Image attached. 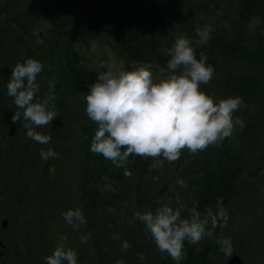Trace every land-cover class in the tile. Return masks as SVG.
I'll list each match as a JSON object with an SVG mask.
<instances>
[{"label":"rangeland","instance_id":"obj_1","mask_svg":"<svg viewBox=\"0 0 264 264\" xmlns=\"http://www.w3.org/2000/svg\"><path fill=\"white\" fill-rule=\"evenodd\" d=\"M242 3L243 0H151L149 21L145 23L142 19L145 13L140 10L138 0H11L5 4L7 17L23 36L28 57L40 60L44 66L36 77L41 90L39 98L44 99L50 92L54 94L51 104L58 112L51 124L38 128L51 134L48 144L26 136L28 152L14 179L24 208L28 264H47L45 257L61 235L67 237L66 246L76 250L79 264H98L96 253L101 238L92 236L86 224L79 230L74 229L62 216L70 207H79L85 216L83 169L89 166L88 170H92L90 160L99 156L90 150V140L98 125L85 110L87 85L96 79L98 71L118 66L121 61L127 65L143 61L152 66L154 74L166 71L168 57L162 55L160 49L171 46L178 32L192 37L195 44L198 38L195 29L204 25L211 26V39L206 45H195L196 52L197 55L201 51L208 54V62L216 66L209 83L201 84V88L209 90L207 93L217 99L229 95L242 97L244 103L233 115L240 117L244 126L237 124L228 138L232 146L243 148L247 160L252 149L249 143L252 139L257 142L254 158L235 171L239 184L226 207L228 222L226 225L221 222L216 229L220 231L219 237H230V256L237 255L244 264H264V94L252 103L254 100L248 95L228 89L226 71L220 72L230 61L229 67L234 72L248 71L264 79V60L259 59V54L263 53L260 48L264 47V18L255 11L246 14L248 19L243 21L242 31L237 20H229L239 15H231L228 10ZM256 28L260 30L257 35ZM237 30L241 35L232 40L230 49L235 45L250 49L254 42L251 51L259 53L250 58L249 68L236 56L231 58L226 47L232 32ZM212 49L215 52L211 54ZM18 61L17 39L0 16V264H20L19 207L7 184L8 172L19 155L15 121L19 109L6 87ZM50 81L54 83L52 89ZM30 124L31 121L23 119L25 133ZM248 144L249 148H245ZM48 147L58 155L42 160L40 149ZM192 154L195 153L184 148L176 161L137 156L136 161H128L120 168L126 175V191H121L131 196L137 167L146 169L143 175L149 187H153L154 200L160 205L166 202L177 207L180 202L190 201L196 175L201 170L200 165L190 163L196 156ZM104 160L111 167L114 165L110 159L104 157ZM178 178L186 182L184 186L177 183ZM87 181L92 184V179ZM103 199L118 215L126 208L120 198L104 195ZM82 236L86 241H81ZM154 250L157 253L156 248ZM217 251L202 264H227L230 256L221 251L219 245ZM160 255L165 262L175 264L170 257ZM151 261L147 263H158L155 259Z\"/></svg>","mask_w":264,"mask_h":264},{"label":"clouds","instance_id":"obj_2","mask_svg":"<svg viewBox=\"0 0 264 264\" xmlns=\"http://www.w3.org/2000/svg\"><path fill=\"white\" fill-rule=\"evenodd\" d=\"M211 31L210 25L197 26L195 44L192 37L178 32L171 46L160 49L168 57L166 71L154 74L152 66L143 61L131 65L121 61L118 66L98 71L84 95L86 113L98 125L90 150L117 167H124L131 155L176 161L182 149L197 153L231 136L237 124L243 127L244 121L233 115L244 103L242 97L217 99L201 88V84L209 83L215 67L203 51L197 56L195 45H206ZM43 67L40 60L24 57L23 62L13 66L6 87L19 109L17 115L31 121L25 135L48 144L51 134L38 128L51 124L58 112L51 104L54 94L50 92L44 99L36 95V77ZM49 88H54L51 81ZM39 155L48 160L58 153L48 147L41 148ZM177 183L184 186L186 182L178 178ZM185 210L187 215H182ZM62 216L76 230L87 222L79 207L68 208ZM134 216L144 222L158 249L168 253L175 264H181L185 257V241L195 244L205 237L214 239L221 251L232 254L230 237H216L214 233L229 218L222 197L217 198L215 208L206 205L201 210L196 199L190 207L164 203L154 210H136ZM66 239L65 235L60 236L45 257L47 264H79L76 250L66 246ZM81 241H86V237L82 236ZM130 246L127 239L122 240V250Z\"/></svg>","mask_w":264,"mask_h":264},{"label":"trees","instance_id":"obj_3","mask_svg":"<svg viewBox=\"0 0 264 264\" xmlns=\"http://www.w3.org/2000/svg\"><path fill=\"white\" fill-rule=\"evenodd\" d=\"M138 4L140 5V10L145 13L142 17L144 23L148 22V17L151 13L149 7L151 0H138ZM197 7L199 8V6ZM228 11L231 15H239V17L228 18L229 20H237L241 30L243 21L248 19L246 14H251L255 11L264 18V0H243V3L240 4L239 7H232ZM128 18V23H131ZM231 24L234 27L233 23ZM262 26L263 24H261L260 29ZM255 31L257 35L260 30L256 28ZM235 32L236 33L232 32V37L229 39V43L226 44V47L229 48L228 53L231 58L236 56L249 68L248 64L250 63H248V61L259 53L251 51L253 50L251 48L254 46V42H251L252 47L250 49L245 48L242 44V47L235 45L231 46L230 49L232 40L239 38L241 35L240 33L238 34V30ZM214 49L210 50L211 54L215 52ZM260 49L263 53L259 54V59L264 60V47ZM229 64L230 61L220 70V72L226 71L225 81L227 88L232 89L238 94L243 93V95H248L249 99L254 100L251 101L252 103L261 99L264 94V84L262 83L264 79L259 77V75H252L248 71L247 73L246 71L243 73L234 72L233 69L229 67ZM214 66H216L215 63ZM207 92H209V90ZM247 102L249 103V100H247ZM249 144L252 149L248 152L250 154L248 155V160H250L251 157L254 158V147L257 145V142L252 139ZM249 144L245 148H249ZM242 150L243 148L238 145L236 147L232 146L231 140L226 137L223 141L219 142L218 145L209 146L205 150H200L195 153L194 155L196 156L190 163L193 165H200L201 170L196 175L194 182L195 186L190 194L191 200L185 201L184 203L180 202V204L183 203L190 207L193 201L198 199L201 210L206 205L215 208L217 198L222 197L223 205L227 207L233 191L239 184V182L235 180L237 173L235 171L238 170L241 165L248 163V160L244 158V152ZM194 155L192 154V156ZM137 156L138 155H131L128 161H136L135 158H137ZM213 157H217V159ZM90 163L93 164L92 170H88L89 166L88 168L85 166L83 169V198L85 218L87 221L85 224L92 236L101 238V244L96 253L98 264H103V262H108V264H117L116 262H122V264H150L147 262H152L151 259L157 260V264H168L167 262H170L169 264H174L171 261L165 262L166 259H163L160 253L170 257V259H172V257L168 253L161 252L158 249L150 233L147 231L144 222L134 216L136 210H154L161 204L159 201L154 200L156 195L152 191L153 187H149V183L143 175L146 169L140 170L135 167L137 169V176L134 181L133 191L131 196H126L124 192L121 191H126V175H124L123 171H120L121 167L115 165L111 167L108 162L106 163L102 154H99L97 158L93 157ZM185 163H187V161ZM152 178L154 179V177ZM87 179H92V184L94 186H92ZM97 184H100V186ZM96 186L99 187L97 188ZM154 186L156 188V184H154ZM94 187H96V189H94ZM104 195L111 196V199L120 198L122 201H125L126 208L123 213L118 215L117 211L110 210L109 203L103 199ZM184 213H187V211H183L182 215H184ZM214 233L216 237H219V229H215ZM124 239H127L131 244L126 250H122L121 248V242ZM200 246L201 251L199 252L198 247ZM217 247L218 244L214 242V239H209L207 237L195 244L185 241V257L181 264H202L203 261L206 262L207 259L212 256L211 253L218 252ZM154 248H156L157 253ZM195 249L196 251L193 253ZM151 250H153V253H151ZM141 255L143 259H140Z\"/></svg>","mask_w":264,"mask_h":264},{"label":"water","instance_id":"obj_4","mask_svg":"<svg viewBox=\"0 0 264 264\" xmlns=\"http://www.w3.org/2000/svg\"><path fill=\"white\" fill-rule=\"evenodd\" d=\"M9 1L11 0H1L0 1V15H1V19L3 23L5 24V26L12 31L15 38L17 39L19 50H20V61L23 62L24 57H28L23 36L20 30L14 24L10 22L5 12V4ZM40 94H41V90H40V85L38 83V89L36 91V95L40 97ZM22 121H23V118L17 115L16 123H17V137H18L17 141H18L19 155L17 159L11 165V168L8 172L7 184H8L9 190L12 192V194L16 198V201L19 207L20 244H21L20 255H19L20 264H28L27 232H26L24 208L22 204V198L14 182L16 172L19 169L20 165L22 164L24 158L26 157V154L28 152V146H29L24 129L22 128ZM227 264H244V262L237 255H232L228 258Z\"/></svg>","mask_w":264,"mask_h":264},{"label":"bare ground","instance_id":"obj_5","mask_svg":"<svg viewBox=\"0 0 264 264\" xmlns=\"http://www.w3.org/2000/svg\"><path fill=\"white\" fill-rule=\"evenodd\" d=\"M215 150V149H214ZM213 158H215V157H213ZM241 184H242V182H241ZM252 229V228H251ZM249 231V230H248ZM252 235V234H251ZM250 237V236H249Z\"/></svg>","mask_w":264,"mask_h":264}]
</instances>
